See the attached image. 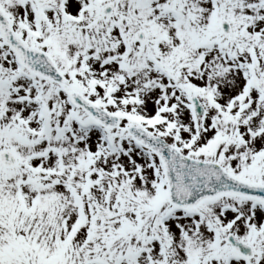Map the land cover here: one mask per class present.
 Returning a JSON list of instances; mask_svg holds the SVG:
<instances>
[{"label":"snow or ice","instance_id":"obj_1","mask_svg":"<svg viewBox=\"0 0 264 264\" xmlns=\"http://www.w3.org/2000/svg\"><path fill=\"white\" fill-rule=\"evenodd\" d=\"M0 264H264V0H0Z\"/></svg>","mask_w":264,"mask_h":264}]
</instances>
